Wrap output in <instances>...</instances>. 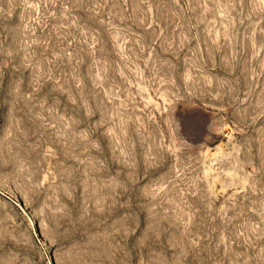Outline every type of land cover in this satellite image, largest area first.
<instances>
[{"label":"rangeland","instance_id":"374dc122","mask_svg":"<svg viewBox=\"0 0 264 264\" xmlns=\"http://www.w3.org/2000/svg\"><path fill=\"white\" fill-rule=\"evenodd\" d=\"M0 264H264V0H0Z\"/></svg>","mask_w":264,"mask_h":264}]
</instances>
